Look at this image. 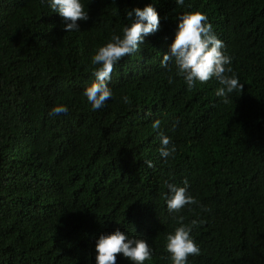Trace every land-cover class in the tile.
Wrapping results in <instances>:
<instances>
[{
	"label": "trees",
	"instance_id": "trees-1",
	"mask_svg": "<svg viewBox=\"0 0 264 264\" xmlns=\"http://www.w3.org/2000/svg\"><path fill=\"white\" fill-rule=\"evenodd\" d=\"M81 2L88 19L66 32L41 0H0V264H95V239L116 228L148 242L143 264H172L174 215L199 222L188 264H264V0ZM149 3L158 30L114 65L112 97L93 111L82 95L91 56L122 35L125 11ZM192 11L233 58L243 88L228 103L214 78L187 90L172 62L160 66L177 17ZM58 104L68 112L49 116ZM155 119L176 146L167 161ZM184 180L198 203L169 213L165 181Z\"/></svg>",
	"mask_w": 264,
	"mask_h": 264
},
{
	"label": "clouds",
	"instance_id": "clouds-1",
	"mask_svg": "<svg viewBox=\"0 0 264 264\" xmlns=\"http://www.w3.org/2000/svg\"><path fill=\"white\" fill-rule=\"evenodd\" d=\"M51 12L59 15L64 21L63 28L66 32L76 31V21L87 20V11L81 0H41ZM176 5H183L184 0H175ZM124 19L128 23L122 27V35L113 34L110 41L99 46L91 63L98 65L94 71V80L84 88L82 95L96 111L105 105L112 97V90L108 86L111 72L120 59L131 55L138 50L145 37L158 30L159 17L151 3L143 8H132L125 11ZM225 45L213 30L206 15L199 11L185 12L177 17L171 43L168 51L161 56L160 66L168 68L169 62L175 66V76L181 77L187 90H191L196 82H206L214 78L219 87L215 89V95L228 103L230 94L243 88L231 68L232 57L224 51ZM172 75L167 77V83L173 84ZM125 104L129 103L128 97L122 96ZM68 112V107L58 104L51 108L48 115L57 116ZM161 121L155 119L151 122V128L157 131L159 137V156L163 161L173 157L176 146L171 143V137L159 131ZM152 167L151 161L144 162ZM167 192L165 203L169 213H178L185 205L198 203L188 193V181H182V186L165 181ZM207 211V209H203ZM178 226L166 236L165 249L170 254L172 264H188V257L199 255L200 248L190 233L199 222L196 219L188 224L183 223V216H173ZM95 264H116L117 253L121 254L131 264H143L151 259L152 249L148 242L138 236H128L119 228L110 233H101L94 242Z\"/></svg>",
	"mask_w": 264,
	"mask_h": 264
}]
</instances>
